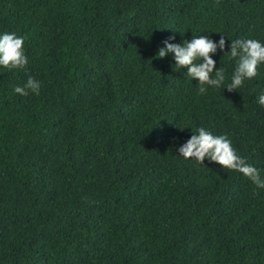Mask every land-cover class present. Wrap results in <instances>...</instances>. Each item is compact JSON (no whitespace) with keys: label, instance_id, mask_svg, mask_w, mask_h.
<instances>
[{"label":"trees","instance_id":"1","mask_svg":"<svg viewBox=\"0 0 264 264\" xmlns=\"http://www.w3.org/2000/svg\"><path fill=\"white\" fill-rule=\"evenodd\" d=\"M4 32L29 63L0 67V264H264V189L178 152L203 127L264 179V64L200 94L156 58L223 35L226 86L231 41L264 44V0H0ZM29 76L39 95L16 94Z\"/></svg>","mask_w":264,"mask_h":264},{"label":"clouds","instance_id":"2","mask_svg":"<svg viewBox=\"0 0 264 264\" xmlns=\"http://www.w3.org/2000/svg\"><path fill=\"white\" fill-rule=\"evenodd\" d=\"M173 39L174 37L170 36L163 42L164 46L159 48L156 58L163 59L172 54L175 67L186 70V76L198 81L200 94L206 92L205 86L226 89L228 92L236 91L245 81L254 79L258 75V67L264 64V44L255 39L232 40L230 51L225 55L236 60V67L231 82L225 86L224 70L215 69V61L211 58L217 49L224 52L226 39L223 35L218 43H214L206 35L192 37L190 41L182 44L171 43ZM24 44L23 36L8 32L0 34V67L8 71H26L29 60ZM40 88V81L29 76L23 86L14 88V92L20 96L39 95ZM258 103L264 106V92L259 95ZM197 133L192 134L190 139L180 146L179 155L202 165L203 161L208 159L222 169L242 174L258 189H264V179L261 178L259 170L237 154L227 135H214L203 127L197 129Z\"/></svg>","mask_w":264,"mask_h":264}]
</instances>
